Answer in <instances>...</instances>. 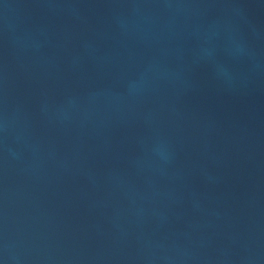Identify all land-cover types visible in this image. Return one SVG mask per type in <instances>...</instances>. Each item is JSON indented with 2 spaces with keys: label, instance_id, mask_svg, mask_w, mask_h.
I'll return each mask as SVG.
<instances>
[{
  "label": "water",
  "instance_id": "obj_1",
  "mask_svg": "<svg viewBox=\"0 0 264 264\" xmlns=\"http://www.w3.org/2000/svg\"><path fill=\"white\" fill-rule=\"evenodd\" d=\"M0 264H264V0H0Z\"/></svg>",
  "mask_w": 264,
  "mask_h": 264
}]
</instances>
